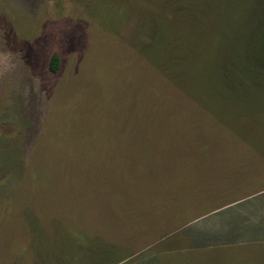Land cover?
<instances>
[{"label":"rangeland","instance_id":"374dc122","mask_svg":"<svg viewBox=\"0 0 264 264\" xmlns=\"http://www.w3.org/2000/svg\"><path fill=\"white\" fill-rule=\"evenodd\" d=\"M263 10L0 0V264H264Z\"/></svg>","mask_w":264,"mask_h":264},{"label":"trees","instance_id":"16d2710c","mask_svg":"<svg viewBox=\"0 0 264 264\" xmlns=\"http://www.w3.org/2000/svg\"><path fill=\"white\" fill-rule=\"evenodd\" d=\"M240 20H241V18H240ZM240 20H239V22H240ZM239 30H240V26H238V30L234 35H229V37L227 38L229 40L228 43H230L229 44L231 47L230 49H232V52H233L230 55V57H232V67L231 66L227 67L225 61L223 62V64L217 63V67H216L217 70L221 73L220 77L222 78L223 82H225L226 84L229 82H231V83L237 82L238 81V66H239L240 72L244 73V71H246V72L249 71L248 65L250 63L261 66L262 70H261V72H258V76H260V77L264 76V10H263L262 21L260 22L258 27L256 26L254 28V30L252 32V34H253L256 31V35H257V37H256L257 39L254 42L255 44L252 47V49L255 51V61L251 60L252 62H250L248 60V57L245 56V52L243 53V55L238 56L237 50L241 47L242 43L248 42V41H245L246 36L245 37H242V36L238 37V31ZM242 41H244V42H242ZM238 43H239V46H238ZM48 68H49V71L52 73H56L58 71V69H59V57L57 54L53 53L51 55V57L49 59Z\"/></svg>","mask_w":264,"mask_h":264},{"label":"crops","instance_id":"0c3cea01","mask_svg":"<svg viewBox=\"0 0 264 264\" xmlns=\"http://www.w3.org/2000/svg\"><path fill=\"white\" fill-rule=\"evenodd\" d=\"M251 150V149H250Z\"/></svg>","mask_w":264,"mask_h":264}]
</instances>
